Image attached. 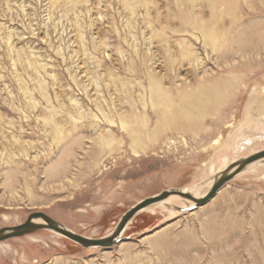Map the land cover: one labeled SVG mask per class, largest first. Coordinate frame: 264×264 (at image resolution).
<instances>
[{"label": "rangeland", "instance_id": "rangeland-1", "mask_svg": "<svg viewBox=\"0 0 264 264\" xmlns=\"http://www.w3.org/2000/svg\"><path fill=\"white\" fill-rule=\"evenodd\" d=\"M263 91L264 0H0V227L42 210L100 237L163 189L202 195L264 147ZM178 197L110 246L0 240V264H264V161Z\"/></svg>", "mask_w": 264, "mask_h": 264}, {"label": "water", "instance_id": "water-1", "mask_svg": "<svg viewBox=\"0 0 264 264\" xmlns=\"http://www.w3.org/2000/svg\"><path fill=\"white\" fill-rule=\"evenodd\" d=\"M257 161H264V147L254 150L228 163L227 166L219 170L218 174L214 177L209 189L202 195H194L191 191L185 190L183 188H169L146 196L131 205L122 213L121 217L110 233L100 237H88L82 235L64 226L46 212L42 210H33L28 213L27 217L22 222L10 226L0 227V240L26 234L41 228H49L67 236L68 238L80 243L83 246H110L113 243H116L122 236V232L130 218L149 204L163 199L169 194H177L189 201L185 206L178 208L181 210L192 209L211 198L216 193V191L236 173Z\"/></svg>", "mask_w": 264, "mask_h": 264}, {"label": "bare ground", "instance_id": "bare-ground-1", "mask_svg": "<svg viewBox=\"0 0 264 264\" xmlns=\"http://www.w3.org/2000/svg\"><path fill=\"white\" fill-rule=\"evenodd\" d=\"M254 103L255 104L257 103L259 105L258 107H260L264 111V91L259 96H256V99H255ZM164 118L168 119V117L166 115L164 116ZM160 129H161V127L159 125L154 127V135L157 134L160 131ZM127 132H128V135L130 136L131 146H132L133 150L136 151L138 148H144L145 145L143 146L142 142L140 141L141 140V134H136V131H134L133 129H128ZM104 142L108 143V138ZM216 142H218V140H216ZM185 190L191 191L194 195H198L199 194L198 189H195V190H193V189H185ZM178 199H179V197H178L177 194H169L165 198L160 199L158 201H155V202L149 204L148 206L144 207L143 209L152 210V209L157 208V207H163L166 204L173 205L176 201H178Z\"/></svg>", "mask_w": 264, "mask_h": 264}]
</instances>
